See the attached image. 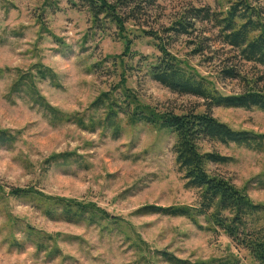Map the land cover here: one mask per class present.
Instances as JSON below:
<instances>
[{
    "label": "rangeland",
    "instance_id": "rangeland-1",
    "mask_svg": "<svg viewBox=\"0 0 264 264\" xmlns=\"http://www.w3.org/2000/svg\"><path fill=\"white\" fill-rule=\"evenodd\" d=\"M229 0H157L147 29L167 27L189 7L228 9ZM264 5V0L262 1ZM207 36H214L209 25ZM88 11L68 0H0V131L17 141L0 145V264H171L163 254L192 262L234 255L241 264H255L249 252L223 232L200 229L191 220L141 213L147 206H191L199 192L187 188L172 152L175 136L147 124L131 126L121 115L123 133L85 130L74 123H53L26 94L8 98L14 81L35 72L38 64L52 69L60 88L37 79L47 102L67 116L101 119L104 110L92 103L103 93L129 89L137 100L158 111L183 110L203 100L171 92L147 73V62L135 54H159L149 37L132 39L131 50L115 29L94 32ZM132 30L134 27H130ZM138 33V32H137ZM189 39L180 37L172 52L214 82L224 95L243 92L236 80L216 78L228 49L216 61L191 56ZM100 64V65H99ZM96 66H100L96 68ZM250 76L264 77V67L242 64ZM122 85V87H121ZM213 115L238 131L264 135V111L216 107ZM204 151L231 157L228 164H211V172L230 179L258 204H264V151L231 143H204ZM74 153L70 163H52L53 156ZM30 190L16 197L11 191ZM53 199L95 204L111 219L70 223L44 213ZM199 223L207 226L205 218Z\"/></svg>",
    "mask_w": 264,
    "mask_h": 264
},
{
    "label": "trees",
    "instance_id": "trees-1",
    "mask_svg": "<svg viewBox=\"0 0 264 264\" xmlns=\"http://www.w3.org/2000/svg\"><path fill=\"white\" fill-rule=\"evenodd\" d=\"M74 7H83L90 14L92 30L115 29L116 37L125 41L131 50L132 39L149 37L158 50V55L149 62V57L140 56L146 61L147 73L156 82L171 92L183 96H193L203 100V105L183 110L161 112L141 104L135 93L129 89H118L100 95L91 105L94 111L104 110L101 119L94 116H67L51 106L41 94L37 79L49 81L60 88L58 76L45 65L35 67L36 74L27 73L14 81L8 98L16 94H26L34 106L42 108L51 116L53 123L76 124L82 129L96 131L98 128L110 130L113 138L123 133L121 115L128 124H147L159 130H167L175 136L172 152L175 163L183 174L185 186L199 192L196 206L162 208L147 206L141 213L162 214L169 217H183L191 220L201 230L225 233L236 245L246 249L255 264H264V204L255 203L246 190L238 188L230 179L211 172V164L223 165L232 161L214 151H204V143H231L253 151H264V135L232 129L213 115L216 107L258 109L264 111V77L243 71L242 64H255L264 67V5L263 0H229L228 9L215 10L210 7H189L167 27L147 29L150 12L157 0H68ZM209 25L214 36L206 35ZM134 27L132 30L130 27ZM138 32V33H137ZM180 37L189 39L191 56L204 58L208 63L216 61L220 50H214L212 42L220 43L228 49L227 58L220 62L216 78L236 80L243 92L224 95L214 86V82L203 76L188 61L172 52V45ZM100 65V64H99ZM100 67V66H98ZM96 66V68H98ZM122 87V85H121ZM117 92V91H116ZM17 141L11 131H0V145L10 146ZM74 153H63L51 158L52 163H70L81 159ZM12 195H29L30 190L15 189ZM53 207L44 213L53 219L70 223L86 221L95 223L111 219V216L95 204L81 203L65 199H53ZM204 217L207 226L199 223ZM171 264H241V260L228 255L207 261L192 262L163 254Z\"/></svg>",
    "mask_w": 264,
    "mask_h": 264
}]
</instances>
